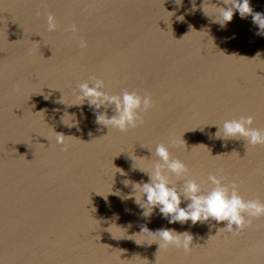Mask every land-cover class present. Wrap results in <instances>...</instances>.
Masks as SVG:
<instances>
[{"label": "water", "instance_id": "1", "mask_svg": "<svg viewBox=\"0 0 264 264\" xmlns=\"http://www.w3.org/2000/svg\"><path fill=\"white\" fill-rule=\"evenodd\" d=\"M202 2L193 12L190 0H0V264H264V217L215 235L223 223L169 225L158 211L143 217L133 199L107 196L112 183L126 196L124 180L146 182L133 166L150 171L164 143L203 187L222 175L245 199L264 201V145L210 138L211 124L240 116L264 130V36L238 12L221 28ZM250 6L264 13V0ZM91 77L110 95H150L143 123L108 131L87 103L56 102L78 103L77 86ZM65 111L80 131L61 122ZM53 129L71 135L64 145ZM116 167L126 175L113 178ZM141 226L187 230L191 251L158 249L147 232L128 236Z\"/></svg>", "mask_w": 264, "mask_h": 264}, {"label": "clouds", "instance_id": "2", "mask_svg": "<svg viewBox=\"0 0 264 264\" xmlns=\"http://www.w3.org/2000/svg\"><path fill=\"white\" fill-rule=\"evenodd\" d=\"M190 2L194 12L196 10L195 0H190ZM176 3L179 5L182 0H179V2L176 0ZM205 3L206 0H203L200 5L203 14L211 18L214 23H218L221 28L231 22L234 13L238 12L241 19L251 16L253 25L258 28L256 35L264 36V13L254 12L250 6V0H219V3L224 6H218V4L212 3L211 0H207L210 5L208 10L205 9ZM170 13H172V16L175 15L174 11ZM176 19L182 22L184 16H177ZM47 22L49 31H54L57 27L55 17L49 14ZM72 30H76L75 26ZM80 46L86 47V42L81 41ZM104 88L103 80L91 77L89 81L82 82L77 86L75 94L78 103H63L62 95L56 102L81 108L87 103V107L95 115V122L106 127L108 131L109 129H116L120 132H126L143 123L142 114L152 107L150 95L145 94L142 96L136 92L126 90L119 95H110L107 91H104ZM49 96L50 93L44 95V99L48 100ZM109 109L113 113L111 116L108 115ZM41 111L45 115L44 110ZM65 115L70 117L67 123L64 120ZM59 118L68 128H76L77 131H80L79 120L75 113L69 114L65 111ZM253 122V116L248 115L227 119L223 121L222 125L211 124L210 126L216 127L217 131L210 138L214 137L223 141L230 139L243 140L253 147L264 145V130L253 127ZM199 129L203 131V128ZM53 131L56 134V143L60 145H64L65 138L71 136L58 133L54 129ZM183 144L186 147L184 140ZM149 152L152 157L153 153L150 150ZM154 156L156 159L150 171L133 166V169L147 175L148 180L146 182L124 180L125 187L130 184L132 187V191L126 196H121L118 190L113 192L112 183L111 191L107 196L114 194L121 197V199H133L134 203L142 209L141 215L143 217H151L154 212L158 211L161 218L165 219L169 225L176 223L184 225L190 222L189 227L206 224L211 230L216 225L223 223L224 227L217 228L215 235L221 231L234 235L239 234L246 226H250L254 219L264 217V201L245 199L240 194L239 186L235 182L226 183L224 176L210 174L207 177L209 187H203L204 182H198L196 179L190 178L188 166L183 161L172 158L169 147L164 143L156 145ZM117 169L118 171L113 173V178L116 173L126 175L122 169ZM172 177H175L176 180H182V185L177 187ZM105 200H107V197ZM182 202H185L184 207H181ZM211 221H214L215 224L210 223ZM113 225L119 227L112 223L107 229ZM142 232L151 233L158 237V241L155 242L158 244V249L171 246L182 249L187 253L191 251L193 245V234L187 230L178 232L173 228H160L156 231H150L146 226H141L140 232L128 236L132 237Z\"/></svg>", "mask_w": 264, "mask_h": 264}]
</instances>
